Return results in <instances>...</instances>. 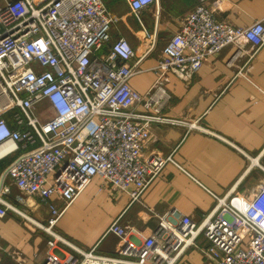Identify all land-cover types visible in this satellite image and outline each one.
<instances>
[{
    "label": "built area",
    "instance_id": "1",
    "mask_svg": "<svg viewBox=\"0 0 264 264\" xmlns=\"http://www.w3.org/2000/svg\"><path fill=\"white\" fill-rule=\"evenodd\" d=\"M157 1L123 0L151 45L155 37L141 14ZM209 1L197 0L164 41L156 78L141 95L129 86L140 58L124 37L112 38L117 18L104 0H0V162L9 160L0 172V219L8 211L25 218L10 196L46 207L45 225L33 223L53 237L40 264H174L189 248L211 264H264V183L249 196H214L199 224L171 211L140 239L119 216L103 235L117 240L112 257L63 239L73 253L54 246L52 228L93 179L127 195L129 205L140 204L164 166L176 165L171 155L143 156L153 125L210 133L166 114L169 75L187 86L206 59L231 47L227 67L246 58L233 79L251 82L247 67L264 45V16L236 27L218 21Z\"/></svg>",
    "mask_w": 264,
    "mask_h": 264
},
{
    "label": "crops",
    "instance_id": "2",
    "mask_svg": "<svg viewBox=\"0 0 264 264\" xmlns=\"http://www.w3.org/2000/svg\"><path fill=\"white\" fill-rule=\"evenodd\" d=\"M104 2L108 11L121 19L128 13L123 0ZM196 3L197 0H158L145 10L141 14L142 24L155 37L152 45L144 40L136 21L132 20L128 31L122 29L120 35L129 42L136 59L140 58L141 71L129 80L132 90L141 95L149 91L156 78L164 41L179 28ZM208 5L215 10L218 21L236 27H246L264 16V0H210ZM116 34L114 31L113 35ZM232 53L233 48L228 47L206 59L187 86L173 75L168 76L171 100L166 114L197 122L210 133H186L181 127L153 125L143 156L171 155L176 165L164 166L160 176L146 188L140 204L129 205L127 195L93 179L52 228L57 249L71 253L69 246L81 251L96 246L95 253L112 257L117 240L103 235L119 216L131 237L140 239L150 235L158 218L171 211L191 217L199 224L213 210L214 196H249L264 183V45L248 64L247 76L251 82L240 77L233 79L237 67L244 65L246 58L227 67ZM7 200L22 212L25 220L11 211L0 219V264H15L13 257L27 264H40L50 253L46 243L53 237L33 223L45 225L46 207L40 206L38 199L26 201L27 206L15 201V196ZM59 239L69 246L59 243ZM174 264L211 262L196 249L189 248Z\"/></svg>",
    "mask_w": 264,
    "mask_h": 264
},
{
    "label": "rangeland",
    "instance_id": "3",
    "mask_svg": "<svg viewBox=\"0 0 264 264\" xmlns=\"http://www.w3.org/2000/svg\"><path fill=\"white\" fill-rule=\"evenodd\" d=\"M117 5H121V4L117 3ZM113 15L117 18V21H115V25H114V28H113V31H112V38L115 39L117 36H121L120 34H122V29L128 31V27L132 26V18L129 16L128 13L126 14V16H122V19L120 17L116 16V14H113ZM114 31L117 32L116 36L113 35ZM8 162H9L8 159L1 161L0 162V170L3 169L8 164ZM18 217L22 218L23 221L25 220L21 216H18Z\"/></svg>",
    "mask_w": 264,
    "mask_h": 264
}]
</instances>
